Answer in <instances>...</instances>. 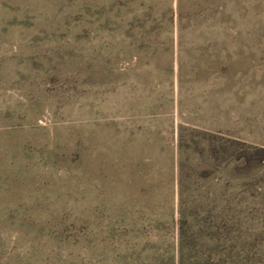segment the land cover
<instances>
[{"label": "rangeland", "instance_id": "obj_1", "mask_svg": "<svg viewBox=\"0 0 264 264\" xmlns=\"http://www.w3.org/2000/svg\"><path fill=\"white\" fill-rule=\"evenodd\" d=\"M260 149L264 0H0V264H264Z\"/></svg>", "mask_w": 264, "mask_h": 264}, {"label": "trees", "instance_id": "obj_2", "mask_svg": "<svg viewBox=\"0 0 264 264\" xmlns=\"http://www.w3.org/2000/svg\"><path fill=\"white\" fill-rule=\"evenodd\" d=\"M218 148L212 146V149H210V151H208V160H210L211 158H214L215 155L217 156L219 153L224 156L226 154L230 155V157L224 161L223 166L221 171H226L227 168L232 165L234 162H242V160L244 161V163H248L250 158L243 153V155L239 154L237 157L235 155V150H233V147H228V146H224L222 145L221 147H219V151H216ZM258 154L261 155L259 157V163H262V161H264V150L260 149L257 150ZM181 154V153H180ZM231 160V161H230ZM183 160L182 158L179 159L178 161V187L181 189L182 184H183V177H184V170H185V165L183 164ZM207 200V199H206ZM203 201L201 202V204L199 205L198 201L196 202L194 210V217L192 216V213H190L189 211L187 212V203L183 200H179L178 201V222H179V244H178V252H177V264H191L192 261L197 258L196 255L195 256V251L193 247H189V245L187 244V241L189 239H193L195 238V235L200 233L202 231V225L198 222L195 221V219L198 216H204V215H209L210 211L206 210L208 208V202L207 201ZM219 207L221 210H224L225 208V204L227 205V202L222 199L221 201H219L218 203ZM203 238L206 239V237L203 236ZM192 252H194L192 254ZM190 253L192 255H190ZM191 260V263H190ZM224 264V263H223Z\"/></svg>", "mask_w": 264, "mask_h": 264}]
</instances>
